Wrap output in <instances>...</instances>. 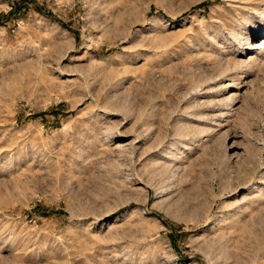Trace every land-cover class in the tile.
I'll use <instances>...</instances> for the list:
<instances>
[{
    "label": "rangeland",
    "instance_id": "1",
    "mask_svg": "<svg viewBox=\"0 0 264 264\" xmlns=\"http://www.w3.org/2000/svg\"><path fill=\"white\" fill-rule=\"evenodd\" d=\"M257 41L264 0H0V264H264Z\"/></svg>",
    "mask_w": 264,
    "mask_h": 264
},
{
    "label": "bare ground",
    "instance_id": "2",
    "mask_svg": "<svg viewBox=\"0 0 264 264\" xmlns=\"http://www.w3.org/2000/svg\"><path fill=\"white\" fill-rule=\"evenodd\" d=\"M249 41V39H247ZM264 46V42H256V43H252V45L250 46L251 49H260ZM246 53V52H245ZM240 57V56H239ZM111 135V134H110ZM109 136V135H108ZM107 137V136H106ZM121 148V147H120ZM125 151V150H124Z\"/></svg>",
    "mask_w": 264,
    "mask_h": 264
}]
</instances>
